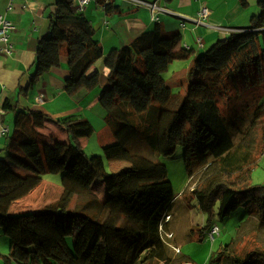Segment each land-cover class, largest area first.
I'll return each instance as SVG.
<instances>
[{"label":"trees","instance_id":"16d2710c","mask_svg":"<svg viewBox=\"0 0 264 264\" xmlns=\"http://www.w3.org/2000/svg\"><path fill=\"white\" fill-rule=\"evenodd\" d=\"M261 2L249 29L230 32L202 53L183 45L181 31L161 25L119 50L99 95L101 106L120 123L115 142L104 147L105 157L129 160L134 143L143 141L156 158L150 166L108 172L103 156L88 155L80 145L95 131L90 120H58L71 141L52 145L38 130L54 121L48 113L5 100L4 110L15 118L6 158H0V227L11 240L4 264H196L177 252L163 232L169 230L164 219L176 195L159 158L172 156L178 146L184 149L190 181L198 176L192 193L200 211L210 217L217 211L223 220L244 207L264 223V183L248 184L264 156L254 157L256 145L248 139L258 127L264 144V31L257 30L264 23ZM100 3L109 12L115 9L113 0ZM95 32L74 0H57L49 31L38 42L36 72L20 94L28 97L41 76L61 65L62 55L67 57L69 93L99 86L101 73H89L104 56ZM189 58L193 63L176 83L182 91L174 92L164 74L174 61ZM252 88L261 93L253 123L233 143L220 101ZM59 173L63 192L57 202L37 211L15 210L44 175ZM139 179L146 180L125 192ZM96 180L106 186L104 200L92 190ZM238 239L212 254L210 262L264 264L263 246L237 248Z\"/></svg>","mask_w":264,"mask_h":264},{"label":"crops","instance_id":"0c3cea01","mask_svg":"<svg viewBox=\"0 0 264 264\" xmlns=\"http://www.w3.org/2000/svg\"><path fill=\"white\" fill-rule=\"evenodd\" d=\"M56 1L0 0V13L7 15L16 25V30L11 35L13 52L8 55L0 52V131L9 128V133L0 134V157L5 151L15 118L14 112L4 110L6 99L16 101L22 107L43 110L54 119L49 123L56 124L66 132L55 118L59 116V120H90L86 111L97 107L109 66L113 64L119 50L142 33L151 31L158 25L170 31L179 30L182 33L183 45L194 49L197 54L196 49H206L217 39L232 32L224 28L249 29L253 18L258 17L262 10V0H148L169 10L159 13V19L155 21L150 8L137 6L128 0H113L115 9L110 12L100 0H90L81 12L92 22L96 29L95 38L104 50V56L89 72L98 70L101 73L100 85L92 90L84 87L75 94L69 93L65 85L68 75L67 57L62 55L61 65L41 76L33 89L28 90V97H25L20 94V87H27L30 77L36 72L38 42L49 31L51 17L56 12ZM79 2L80 0H74L77 10ZM204 5L210 8L211 15L205 22L197 23L195 19L199 18ZM10 6L12 9H9ZM257 30L264 31V23ZM198 36L203 38V46L197 42ZM186 74L187 71L184 76ZM41 95L44 97L42 103L37 100ZM61 99L67 101L63 109L51 111L45 107ZM108 119V124L118 131L120 123L112 120L113 118ZM46 142L52 144L48 140ZM7 250L8 242L2 236L0 264H4L5 256L9 254Z\"/></svg>","mask_w":264,"mask_h":264},{"label":"rangeland","instance_id":"374dc122","mask_svg":"<svg viewBox=\"0 0 264 264\" xmlns=\"http://www.w3.org/2000/svg\"><path fill=\"white\" fill-rule=\"evenodd\" d=\"M202 53L205 49H196ZM194 58L178 60L171 63L164 77L170 85H173L174 92L182 91L181 85H176L185 75V72L193 63ZM175 72V73H174ZM260 90L252 88L242 91L240 96H231L220 101L222 114L230 131L233 143L239 141L248 127L253 123V109L257 99L260 97ZM66 100L61 99L45 106L51 111L63 109ZM97 107L86 111L89 119L94 125V133L87 138L80 140V145L88 155H101L104 157L106 170L108 172L119 171L123 167L139 165L150 166L156 159L151 155L148 146L143 141L134 143V155L129 160L111 161L105 157L104 147L115 142V132L117 128L108 124V118H113L107 109L97 102ZM61 117L55 118L56 122ZM63 119V118H62ZM112 120L116 121L115 118ZM42 139L48 140L52 145L58 141H71L68 134L62 129L47 122L44 128H39ZM111 131V133H110ZM253 140L256 145L254 157L257 159L261 154L264 155V144L261 132L258 127H253L252 134L248 139ZM7 151L1 155V159L6 158ZM162 163L168 168L167 176L173 183L176 198L170 208L169 215L164 219V224L168 223V231L164 229V238L171 243L177 252L190 257L196 264H215L210 262L212 254L217 252L222 246L229 244L231 241L238 239L237 248H250L252 246L264 247V223H259L256 217H250V213L244 207H240L229 217L220 219L217 211L210 217L199 210L198 201L192 189L195 187L196 176L190 181L188 171L184 160V149L178 146L176 152L169 157H160ZM62 174H46L42 184L33 193L21 199L15 204L16 211H37L45 206L57 202L63 192ZM146 179L136 180L132 185L124 188L125 192L132 191L138 183ZM264 183V156L255 165L248 182L249 185H258ZM93 192L104 200L107 195V189L103 182L96 180L92 187ZM78 198H76V201ZM212 225L220 228V234L216 235L213 240L210 236ZM5 238L8 242L10 252L11 240L4 235L0 227V239ZM72 242V238H68ZM177 254H175L176 256Z\"/></svg>","mask_w":264,"mask_h":264},{"label":"built area","instance_id":"2783aa9c","mask_svg":"<svg viewBox=\"0 0 264 264\" xmlns=\"http://www.w3.org/2000/svg\"><path fill=\"white\" fill-rule=\"evenodd\" d=\"M90 0H80L78 3V10L83 11L86 5L89 3ZM137 6H145L151 9L152 11V17L155 21L159 19L158 14L161 12H169V10L165 7L157 5L155 2H151L148 0H128ZM9 9H12L11 6ZM211 15L210 8L207 5H204L199 13V18L195 19L197 23L205 22ZM184 25V24H183ZM210 26V25H209ZM229 31H236L232 28H224ZM16 30V25L14 24L13 20L7 17V15H4L0 13V52L4 54H11L14 50L13 44L11 42V35ZM197 42L200 46L204 45V40L202 37L198 36L196 37ZM187 46V45H185ZM38 102L42 103L44 101V97L38 96L37 97ZM9 132V128L2 129L0 131L1 135H5ZM220 234V228L217 225H213L210 230V236L214 240L216 238V235Z\"/></svg>","mask_w":264,"mask_h":264}]
</instances>
